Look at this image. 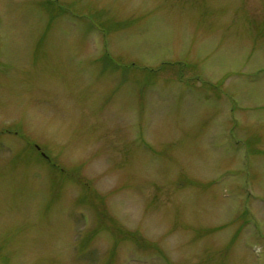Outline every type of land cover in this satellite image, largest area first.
I'll return each mask as SVG.
<instances>
[{"label":"rangeland","instance_id":"rangeland-1","mask_svg":"<svg viewBox=\"0 0 264 264\" xmlns=\"http://www.w3.org/2000/svg\"><path fill=\"white\" fill-rule=\"evenodd\" d=\"M0 264H264V0H0Z\"/></svg>","mask_w":264,"mask_h":264}]
</instances>
